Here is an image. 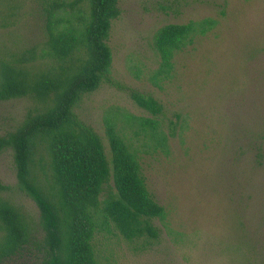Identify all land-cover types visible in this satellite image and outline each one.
Wrapping results in <instances>:
<instances>
[{
	"label": "rangeland",
	"instance_id": "rangeland-1",
	"mask_svg": "<svg viewBox=\"0 0 264 264\" xmlns=\"http://www.w3.org/2000/svg\"><path fill=\"white\" fill-rule=\"evenodd\" d=\"M109 45L112 75L122 88L103 84L75 111L109 148L103 117L111 106L149 115L129 97L151 93L164 106L160 116L169 154L140 152L146 185L166 210L155 220L157 238L128 241L116 231L94 238L99 264H264V0H119ZM206 17L217 21L206 35L174 57L172 76L152 84L158 57L152 41L166 23ZM15 25L0 29V46L40 37L31 0ZM32 106L29 98L0 102V135L13 130ZM138 142V141H136ZM4 195L40 230L34 202L16 188L13 152L0 153ZM115 193L112 180L101 199ZM5 264H32L29 257Z\"/></svg>",
	"mask_w": 264,
	"mask_h": 264
},
{
	"label": "trees",
	"instance_id": "trees-1",
	"mask_svg": "<svg viewBox=\"0 0 264 264\" xmlns=\"http://www.w3.org/2000/svg\"><path fill=\"white\" fill-rule=\"evenodd\" d=\"M23 2L0 0V29L16 24ZM31 2L40 37L1 44L0 102L29 98L32 106L0 135V153L12 150L16 188L38 208L40 230L4 195L9 187L0 180V264L24 255L32 264H99L97 233L116 231L128 241L159 236L154 221H163L166 210L147 188L140 152L168 155L174 128L165 130L160 100L131 89V100L149 115L111 106L103 117L107 153L101 136L75 109L103 84L122 88L112 75L109 45L119 0ZM216 23L206 17L160 26L152 41L158 57L152 84L161 87L174 72L175 55ZM111 180L115 193L101 199Z\"/></svg>",
	"mask_w": 264,
	"mask_h": 264
}]
</instances>
